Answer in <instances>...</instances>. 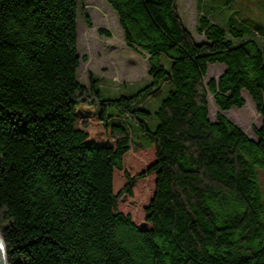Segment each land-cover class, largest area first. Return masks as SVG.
I'll use <instances>...</instances> for the list:
<instances>
[{"label":"trees","instance_id":"trees-1","mask_svg":"<svg viewBox=\"0 0 264 264\" xmlns=\"http://www.w3.org/2000/svg\"><path fill=\"white\" fill-rule=\"evenodd\" d=\"M105 1L150 66L119 93L79 81L80 0H0L8 264H264V41L203 15L197 43L177 0ZM244 92L257 140L224 114ZM142 192L138 218L126 205Z\"/></svg>","mask_w":264,"mask_h":264},{"label":"rangeland","instance_id":"rangeland-1","mask_svg":"<svg viewBox=\"0 0 264 264\" xmlns=\"http://www.w3.org/2000/svg\"><path fill=\"white\" fill-rule=\"evenodd\" d=\"M177 2L179 15L197 43L205 41V37L197 31L198 21L203 15L208 16L222 28L228 29L233 26L243 31L247 37L261 38L264 41V0H177ZM80 3L79 81L89 88L91 76H97L103 80V89L112 93H119L127 87L144 85L150 81L148 56L139 54L128 46L119 18L111 6L105 0H80ZM86 15L91 20V26L85 20ZM101 30H106L110 36L102 34ZM225 70L226 67L221 64L209 66L205 82L218 80ZM243 96L246 101L244 108H234L224 114L252 140H257L255 131L262 126V116L249 94L244 92ZM156 104L154 101L155 106ZM208 104L209 119L216 122L217 115L222 111L211 92L208 93ZM260 179L264 189L263 173H260ZM145 199V192H142L134 201L127 204L126 208L133 209L135 215L141 218L140 211Z\"/></svg>","mask_w":264,"mask_h":264},{"label":"water","instance_id":"water-1","mask_svg":"<svg viewBox=\"0 0 264 264\" xmlns=\"http://www.w3.org/2000/svg\"><path fill=\"white\" fill-rule=\"evenodd\" d=\"M0 264H8L7 255H6V247H5V243L2 238L1 232H0Z\"/></svg>","mask_w":264,"mask_h":264}]
</instances>
